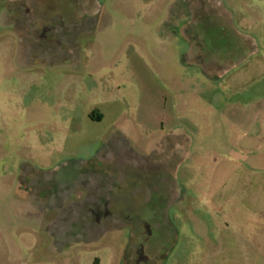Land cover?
Returning a JSON list of instances; mask_svg holds the SVG:
<instances>
[{"label": "rangeland", "instance_id": "rangeland-1", "mask_svg": "<svg viewBox=\"0 0 264 264\" xmlns=\"http://www.w3.org/2000/svg\"><path fill=\"white\" fill-rule=\"evenodd\" d=\"M167 1L0 0V264H264V0Z\"/></svg>", "mask_w": 264, "mask_h": 264}, {"label": "crops", "instance_id": "crops-1", "mask_svg": "<svg viewBox=\"0 0 264 264\" xmlns=\"http://www.w3.org/2000/svg\"><path fill=\"white\" fill-rule=\"evenodd\" d=\"M173 1L174 0H168L166 2L164 11H165V13L166 12L168 13L167 18L169 17V7H170L169 5ZM215 2H217V0H215ZM205 8L207 9L206 11L209 12V8H207V7H205ZM165 17H164V19H165ZM182 20L185 21V18L182 19ZM198 21H200V19L197 18L193 14H190L187 17V23H189L191 25L190 26V29L191 30H190V33H189V39L191 40V45L192 44H195L197 46V47H195V50L197 48V51L193 52V55L194 56H197L199 58V56H201L202 54L204 55V53H201L202 52V48L198 45V41H199L198 34H196V32H194V29L197 28V27L194 26V28H193V25H192V23L197 24ZM229 24H230V26L232 28H236L237 29V26L233 22V13H232V11L230 9H229V23L228 22L227 23L225 22V25H226L225 27L226 28H229ZM183 28L186 29V25H184ZM246 38H247L246 40L248 41L249 38L248 37H246ZM225 44H226V49H224L222 51L223 53H221L220 56L215 55V54L214 55H207L205 53L204 58H202L201 60L207 61V62H209V61H217V64H220L219 67H221V66H229V42H225ZM214 99L215 98H214V95H213L212 98H211V100L214 101ZM100 104L101 103H98V104L97 103L88 104L85 107H83L81 113H78V114L75 113V114L76 115H79L80 114V117H82L83 122H86V119H88L89 121H93V124L92 125H98L100 128H102V127L105 128V126L106 125H109L110 123L111 124H115V116L112 115V113H109V112L108 113H105V111L101 110ZM91 111H94V114L95 115L99 114L100 115V118L99 119H92L89 116V113ZM75 114L74 113L71 114V117H72L71 118V121H74V117H76ZM94 122H96L97 124H95ZM105 122H106V124H104ZM88 123H91V122H88ZM100 128H98V129H100ZM91 131L92 130H90L89 136H91L92 134H95L96 133V130H95V132L92 131V133H91ZM78 132L79 133L76 135V137H75V134H73V133H75V130L74 131H71V132H69L68 130H66L64 132V134H65V136H64L65 137V140H67L68 138H71V141L72 142L77 141L75 143H69L70 145L69 144L68 145H65V147L68 148V149H70L71 152H73V151L78 150L79 148H81V141H79V140H91V138H92V137H89V136H86V138L85 137H82V136L80 137V135H81L80 132H82V131L79 130ZM75 138L78 139V140H76ZM4 149L1 148V150H0V180L3 179L4 174L7 173V171L4 169V165L5 164H1V161H2L1 159L3 157H5V156H8V154H9V150H6V149L4 150Z\"/></svg>", "mask_w": 264, "mask_h": 264}, {"label": "trees", "instance_id": "trees-1", "mask_svg": "<svg viewBox=\"0 0 264 264\" xmlns=\"http://www.w3.org/2000/svg\"><path fill=\"white\" fill-rule=\"evenodd\" d=\"M89 116H90L92 119H99V118H100V115H99V114L95 115V114H94V111H91V112L89 113Z\"/></svg>", "mask_w": 264, "mask_h": 264}]
</instances>
